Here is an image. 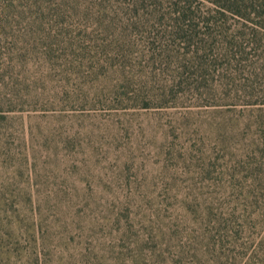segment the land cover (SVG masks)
I'll return each mask as SVG.
<instances>
[{
    "label": "rangeland",
    "instance_id": "rangeland-1",
    "mask_svg": "<svg viewBox=\"0 0 264 264\" xmlns=\"http://www.w3.org/2000/svg\"><path fill=\"white\" fill-rule=\"evenodd\" d=\"M71 1H0L8 232L34 223L43 264H264V126L191 94L121 104L133 85Z\"/></svg>",
    "mask_w": 264,
    "mask_h": 264
},
{
    "label": "trees",
    "instance_id": "trees-1",
    "mask_svg": "<svg viewBox=\"0 0 264 264\" xmlns=\"http://www.w3.org/2000/svg\"><path fill=\"white\" fill-rule=\"evenodd\" d=\"M89 1L111 65L133 85L121 104L149 108L191 94L209 106L240 105L264 126V0ZM8 213L0 207V264H43L35 224L25 238L12 235Z\"/></svg>",
    "mask_w": 264,
    "mask_h": 264
}]
</instances>
